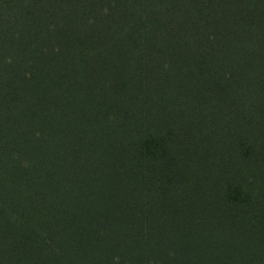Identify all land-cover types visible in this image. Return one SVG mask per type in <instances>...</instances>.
I'll return each mask as SVG.
<instances>
[{
	"label": "trees",
	"instance_id": "1",
	"mask_svg": "<svg viewBox=\"0 0 264 264\" xmlns=\"http://www.w3.org/2000/svg\"><path fill=\"white\" fill-rule=\"evenodd\" d=\"M0 264H264V0H0Z\"/></svg>",
	"mask_w": 264,
	"mask_h": 264
}]
</instances>
